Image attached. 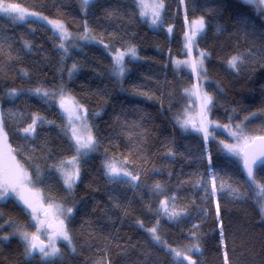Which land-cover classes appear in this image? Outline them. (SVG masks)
Instances as JSON below:
<instances>
[{
    "label": "trees",
    "instance_id": "16d2710c",
    "mask_svg": "<svg viewBox=\"0 0 264 264\" xmlns=\"http://www.w3.org/2000/svg\"><path fill=\"white\" fill-rule=\"evenodd\" d=\"M8 2L94 41L86 42L87 35L63 41L40 21L0 14L2 130L45 200L72 210L66 220L71 243L59 242L58 254L43 259L28 255L19 235L34 228L28 212L13 199L0 201V264H179L169 249L195 244V264H225V253L227 264H264V195L258 188L264 167L255 166L253 183L242 160L221 149L218 140L226 135L205 142L181 127L193 76L174 64L185 57L184 14L203 18L196 44L206 53L210 117L264 135V13L241 0H162L160 25L152 28L134 0ZM130 48L137 58L125 57L119 79L109 51ZM233 56L243 59L236 69L229 65ZM61 88L84 108L95 139L94 149L78 157L71 188L58 167L76 151L55 99L43 95ZM36 117L35 131L25 133ZM111 161L129 179L110 178ZM165 202L167 211H160Z\"/></svg>",
    "mask_w": 264,
    "mask_h": 264
},
{
    "label": "rangeland",
    "instance_id": "374dc122",
    "mask_svg": "<svg viewBox=\"0 0 264 264\" xmlns=\"http://www.w3.org/2000/svg\"><path fill=\"white\" fill-rule=\"evenodd\" d=\"M92 1L93 0H90V2H92ZM134 1L136 2L139 13H141V7H140L141 0H134ZM241 1L253 5L256 9H258L259 11L264 13V2H261V0H241ZM153 2L158 3V2H160V0H143V3H145V4H152ZM23 8H25V7H23ZM25 9L29 13L35 12V11H31L27 8H25ZM144 10L147 12V15L141 16V14H140V16L145 21H147V23L152 28H158L160 25V18H161L163 8L159 10L160 11L159 18H156L152 15L153 10L150 7L146 8ZM35 13H37L38 15L37 16H29L27 18V20H37V21H40V22L48 25L50 28H52V30H54V32L63 41L70 39L72 37L85 39L84 36L87 35V32H85L83 34H75L71 31H69L68 28L62 22L58 21L63 25L64 30L67 33V35L64 36V35H62V33L59 30H57L53 27V24L48 22V21H57V20H53V19L45 16L44 14H41L38 12H35ZM0 14L7 16V17H12L15 15L14 13L13 14H7V13H2V12H0ZM43 17H47V20L43 19ZM153 19H156L155 24L152 23ZM200 19H201V17H197V18H193V19H187L185 14H184V21H185L184 52H185V57L182 58L181 60L174 62V64L178 68H183V69L187 70L193 76V83L185 91V94L189 100V105L181 111L180 116H179L180 117L179 123L184 130L192 131V132L199 134L204 139L205 142L209 141L210 139H214V138L216 139V137H217L216 133H219V132L223 133L224 135H226L227 140H218V143H219L221 149L223 150V152L225 154L231 156L232 158H235L238 160L240 159V161H241L242 159L240 157H238L237 155H234L233 152H230L229 149L225 146L231 145V146H233V148L235 150L241 151V149L245 145V143H244V141H242L238 138L239 135L242 133L244 136H246L248 138V142L252 140L253 136L246 131L243 123L236 124V125L221 124V123L213 120L210 117V106H211L212 99H211V102L207 104V107H205L204 97L205 96L211 97L205 90V82L207 80H206V75L204 72V62H205L206 55L203 57V63L201 66L199 64L200 53L203 51L200 50L196 44V42H197L196 40H197L198 36L203 32L204 27H203L202 31L196 32V35L192 38V43L190 45H188V37H191L193 31L196 30V28L198 27V25H195L194 22L199 21ZM14 21L22 22V21H17V20H14ZM203 23L205 26L204 19H203ZM87 38L88 39L86 40V42H93L94 41V39L90 38L88 35H87ZM102 45L104 46V44H102ZM186 45H188V46H186ZM61 48L64 49V46ZM132 49H134V48H132ZM117 52H127V50H117L114 52L109 51L110 57L113 61V74L117 78L121 79L124 76V74L126 73V68H125V64H124L125 57L130 56L132 59L133 58L136 59L137 58V52L135 50L134 56L131 55V53H128L124 56V59H123L124 71L122 74H118L116 71V64H115L114 58H115ZM193 62L197 63L196 71H193V68L191 67V64ZM43 95H45V93H43ZM45 96H48L50 98L55 99L54 102L56 103V105L60 109L61 117L65 123V127L67 129L71 143L73 144L75 151H76V142H75V139L72 137V130L76 129L78 133H84L85 129H84L83 125L85 122L87 123L88 128H89L87 114H86L84 108L77 102V100L72 96V94H70L67 90L63 91L62 88L56 92L48 93ZM62 98L65 101L67 106L74 109V114H73V112H70V111L64 112L61 110V108L63 109V107H61ZM76 115H79L81 117V119H79V120L76 119ZM38 118L39 117L35 118L36 121L39 120ZM237 125H239L240 127L237 128L236 127ZM201 129H207V133H208L207 138H205V132ZM233 132L237 133V135L233 136L231 134ZM82 151H88V150H82ZM75 157H77L76 163L78 166L79 155L77 154V152H76ZM71 159L72 158L66 159V160H64V162L69 161ZM108 163L115 164L119 173H120L119 175H112L109 173L108 168L106 167V174L110 178L129 179L130 175H127V176L124 175V172H127V171H126V169L123 168V166L120 163H118L116 161H111ZM15 165H19L22 168V166L19 164V162L16 161L14 154H13V151L11 150V148L9 147V145L7 143L6 136L4 135V132L2 130L1 123H0V174H2L6 168L13 167ZM71 168H72V166L68 165L67 163H65L63 167L61 166V164L58 167V172L61 175L63 184L67 188H69V187L65 184L64 172L66 170H71ZM77 178L78 177L75 178V182H76ZM24 195L30 199L34 208L36 209V212H35L36 219H33L32 210L27 208L26 205L15 194L10 192L9 195H7L3 198H0V201L4 202L7 199H13V200L17 201V203L21 204L22 207H24L25 210L30 215V219H31V222L33 224V227L35 225H37V227H39L41 225L40 214L43 211H47L48 219H50L53 222L54 230H55L53 234L47 236V245H49V243H50V238H51V243H53L56 248H58L57 245L59 242H68V241L64 240L62 237L58 236L57 232H59L61 229L67 231L66 220L69 217V215L71 214V212L69 213L67 211L69 208L65 207V206L58 205V204L47 202L45 200V198L43 197L42 193L40 192V190L37 189L35 186H33L31 182H26ZM262 205H264V204H261V207H262ZM164 209H165V204H162L160 211H162ZM29 233H37L38 234L37 228L34 227L33 230ZM24 243L26 244L25 241H24ZM47 250H48V248L46 249V251ZM181 252H187V251H181ZM187 254L191 257V252H187ZM28 255H30V256L34 255L33 251L31 252V254H28ZM40 257H42L43 259H50V258H53L54 256L53 257H44L42 254Z\"/></svg>",
    "mask_w": 264,
    "mask_h": 264
},
{
    "label": "snow or ice",
    "instance_id": "6c2138e0",
    "mask_svg": "<svg viewBox=\"0 0 264 264\" xmlns=\"http://www.w3.org/2000/svg\"><path fill=\"white\" fill-rule=\"evenodd\" d=\"M83 4L87 6L90 3V0H82ZM261 2H264V0H261ZM141 16L147 15V12L144 10L146 8H151L152 15L156 18H159L160 15V9L164 7L162 0L160 2H153L152 4H145L143 3V0H141ZM0 12L2 13H7V14H15L12 16L13 20L17 21H27V18L29 16H37L38 14L35 12L29 13L25 8L21 7L19 4L16 3H10L8 0H0ZM43 19L47 20V17H43ZM49 23L53 24V27L57 30H59L62 35L66 36L67 33L64 30L63 25L58 22V21H48ZM153 24L156 23V19H153L152 21ZM195 25H198L196 30L193 31L192 36L188 37V45L192 43V38L196 35L197 31H202L204 27L203 19L201 18L199 21L194 22ZM186 45V46H188ZM61 47H63V44H61ZM128 53H131V55H135V50L130 48L127 50V52H117L115 56V64H116V71L118 74H122L124 71L123 68V59L124 56ZM206 55V53L201 52L200 53V61L199 64L202 66L203 63V57ZM243 59L240 56H233L231 60L229 61L230 67L233 69H236L238 67V63H242ZM179 63V62H178ZM191 67L193 68V71H196L197 68V63L193 62L191 64ZM37 92L40 90L37 89ZM47 95V93H45ZM205 101V107H207V104L211 102V97L205 96L204 97ZM61 107L65 109V111H70L73 112L74 114V109L70 108L69 106L66 105L65 101L62 98V103ZM39 119V118H38ZM76 119H81L79 115H76ZM36 119L33 120L32 124H30L27 128H25L23 131L25 133L31 134L32 132L35 131V124H36ZM42 122V121H41ZM85 132L84 133H78L76 129L72 130V137L75 139L76 142V152L78 155H86L87 151H82V150H92L94 149L95 145V139L91 134V130L88 128L87 123L85 122L83 125ZM237 128L240 126L237 125ZM205 132V138H207V129H201ZM233 136H236L237 133L233 132L231 133ZM240 140L244 141L245 145L247 146L248 144V138L244 136L242 133L238 137ZM261 140H264V137L260 138ZM229 149L230 152H233L234 155H237L242 159L244 168L247 170V175L250 180L253 181V183H256L255 180V175H254V167L259 165L261 167H264V149L260 151L259 154H249L248 152L244 151H237L233 148L231 145H226ZM77 157H73L69 161H62L61 166L63 167L65 163L68 165H71L72 168L71 170H66L64 172L65 176V184L71 188L73 183L75 182V178L78 177L79 175V168L77 166ZM108 168V171L112 175H119V171L116 167L115 164L113 163H108L106 165ZM124 175H130V173L124 172ZM135 179V177H133ZM26 182H30V178L19 165H15L13 167L6 168L2 174H0V198H3L9 193L15 194L25 205L27 208L32 210V216L33 219H36L35 212L36 209L34 208L32 202L28 197L24 195V190H25V184ZM157 188L160 186L157 185ZM223 188V185L221 186ZM258 188L260 190V193L264 195V184H258ZM217 210L219 211V206H217ZM69 213L72 211L70 208L67 210ZM165 211H167L166 207V202H165ZM261 211L264 212V205L261 207ZM172 215H177L175 212L172 213ZM150 231L153 233V239L157 242H160V237L156 235V229L152 228ZM37 232H39V229H37ZM21 238L26 242V250L28 254H31L33 250H38L40 253L43 254L44 257H53L56 256L59 252V249L54 246L53 243H51V238H50V243L49 245H44L42 241H40L39 236L37 233H29L27 231H22L19 233ZM57 235L62 237L64 240L68 241L69 244L71 243V239L67 233L66 230L61 229L59 232H57ZM221 236H223V232L221 231ZM3 239L7 240L8 237L5 236ZM46 247L48 250L46 251ZM169 251L173 254L174 258L179 262V264H183V261H188V264H195V261L191 259V257L187 254V252H192V251H199V245L195 244L192 245L191 248L187 249V252H181L175 248H170ZM225 264H227V254L225 253Z\"/></svg>",
    "mask_w": 264,
    "mask_h": 264
},
{
    "label": "water",
    "instance_id": "95a60500",
    "mask_svg": "<svg viewBox=\"0 0 264 264\" xmlns=\"http://www.w3.org/2000/svg\"><path fill=\"white\" fill-rule=\"evenodd\" d=\"M63 110L65 111V109L63 108ZM261 137H264V135H259V136H255L252 138L251 141L248 142L247 146L244 145L242 147V151L244 152H248L249 154H259L260 151L262 149H264V140H261L260 138ZM259 166V165H257ZM255 168V167H254ZM241 170L243 172V174L245 175V177L249 180V181H252L248 178V175H247V170L244 168V165H243V162L241 161ZM43 216H46V213H43ZM46 230L48 232H52L53 230V225L48 222L47 225H46ZM40 239V238H39ZM40 241H42L44 243V245H46L45 241H43L42 239H40ZM47 246V245H46ZM47 249V247H46ZM33 253L35 255H42V253H40L38 250H33ZM188 263V261H186Z\"/></svg>",
    "mask_w": 264,
    "mask_h": 264
},
{
    "label": "flooded vegetation",
    "instance_id": "af4514ba",
    "mask_svg": "<svg viewBox=\"0 0 264 264\" xmlns=\"http://www.w3.org/2000/svg\"><path fill=\"white\" fill-rule=\"evenodd\" d=\"M43 213H46V216H43ZM40 216H41V225L39 227H37V225H35L34 227H36L37 229H39V232H38L37 235L39 236L40 239H42L43 241H45V243L47 245V236L53 234L54 231H55L54 230V224H53V222L50 219H48V213H47V211H43L40 214ZM48 222H50L53 225L52 232H48L46 230V225H47Z\"/></svg>",
    "mask_w": 264,
    "mask_h": 264
}]
</instances>
